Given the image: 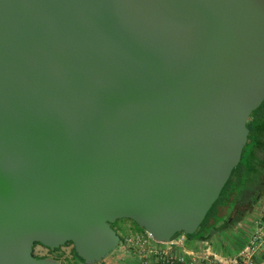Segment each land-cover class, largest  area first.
<instances>
[{
    "label": "water",
    "instance_id": "1",
    "mask_svg": "<svg viewBox=\"0 0 264 264\" xmlns=\"http://www.w3.org/2000/svg\"><path fill=\"white\" fill-rule=\"evenodd\" d=\"M263 101L264 0H0V264L194 234Z\"/></svg>",
    "mask_w": 264,
    "mask_h": 264
},
{
    "label": "built area",
    "instance_id": "2",
    "mask_svg": "<svg viewBox=\"0 0 264 264\" xmlns=\"http://www.w3.org/2000/svg\"><path fill=\"white\" fill-rule=\"evenodd\" d=\"M243 229L247 234L245 241L233 255L228 256H221L209 248L190 258L170 254L172 247L182 245L183 234L168 243H158L144 231L135 232L120 237L117 247L120 254H135L140 264H197L198 261L209 264H264V201L255 208L248 225Z\"/></svg>",
    "mask_w": 264,
    "mask_h": 264
},
{
    "label": "rangeland",
    "instance_id": "3",
    "mask_svg": "<svg viewBox=\"0 0 264 264\" xmlns=\"http://www.w3.org/2000/svg\"><path fill=\"white\" fill-rule=\"evenodd\" d=\"M252 118L253 124H257L259 121H262V119H264V105L255 112ZM251 143L252 140H250L249 143L245 145V151L242 158V166L245 170L251 168V165L254 161L256 162V170L257 168H260V170L264 173V154L260 155L258 152L253 151ZM263 201L264 194H262L260 198L257 197L254 200V203L252 205L253 211L255 210V208L258 207V205L262 204ZM253 211H248L243 216H235L234 212L230 209H220L219 215L222 218H219L217 220L218 225H221L224 222V219L227 220V223H223V225L220 226L221 228L218 226V230L220 231L216 234L214 233V236L216 235V237L211 241L212 245L216 248H219L220 250L226 248V254H230V250L236 252V248L240 244L239 241H241V237H243L245 234L243 228L244 226L248 225L250 217H252ZM112 224L116 226L115 231L121 238L133 234L136 230L143 232L139 227L135 225V223L128 219H120L113 222ZM211 237H213V235ZM72 249V245H64L63 247H60L58 251L50 252L45 247L37 245L33 250V254L39 259H53L59 262L60 264H83L80 263V261L76 257L74 258ZM118 254H120V252L117 247L111 253V256L116 257ZM97 264L104 263L100 262Z\"/></svg>",
    "mask_w": 264,
    "mask_h": 264
},
{
    "label": "trees",
    "instance_id": "4",
    "mask_svg": "<svg viewBox=\"0 0 264 264\" xmlns=\"http://www.w3.org/2000/svg\"><path fill=\"white\" fill-rule=\"evenodd\" d=\"M263 105H264V101L262 102V104L257 110H259ZM256 111H254L250 115L247 121L248 139H247L246 145L249 143L250 140H252L251 144H252L253 151L262 153L264 151V119H262V121H259L257 124H253L252 117ZM244 151H245V147L243 149V154H244ZM243 154H242L239 164L232 170L229 179L227 180L225 186L221 190L217 200L212 205L205 219L200 224V226L195 231V233L190 236H186L187 238L193 239V240L197 239L201 241H205L209 239L218 230L219 225H218L217 220L219 218H222L219 215V210L220 209H231L232 202L234 201V199H242V197L245 195V192L248 189L249 184L256 183L260 185L263 182V180L260 179L261 175H259L258 172L256 171V162L253 161L251 168H248L246 170L244 169V167L242 166ZM223 223H227V220L224 219ZM111 227L113 228L112 224H111ZM179 235H182V234H177L174 238L178 237ZM36 245L37 244H35L34 246ZM66 245H72V244L67 243ZM48 250L50 252H56L59 250V248L48 249ZM72 253H73L74 258L76 257L80 261V263H83V261L80 258H78L77 255L75 254L74 249H72Z\"/></svg>",
    "mask_w": 264,
    "mask_h": 264
},
{
    "label": "crops",
    "instance_id": "5",
    "mask_svg": "<svg viewBox=\"0 0 264 264\" xmlns=\"http://www.w3.org/2000/svg\"><path fill=\"white\" fill-rule=\"evenodd\" d=\"M264 194V193H263ZM252 210V208H251ZM250 210V211H251ZM244 218V217H243ZM242 218V219H243ZM223 223L220 226H222ZM244 230V229H243ZM220 230H217L219 232ZM245 231V230H244ZM136 233H139L140 231L136 230ZM134 232V233H135ZM247 234L245 233L243 237H241V241L239 243L241 244L242 242L245 241ZM179 237V236H178ZM176 237V238H178ZM216 237V235L213 237H210L209 239L205 241L197 240V239H189L184 235V239L182 242V245L180 246H175L172 247L170 250V254L172 255H183L187 258H190L191 256L198 255L201 253L206 248H209L211 251L214 253H217L221 256H228V255H233L235 252L230 250V254H226V248L220 250L219 248H216L212 245V240ZM237 250V248H236ZM104 264H140V261L138 257L135 254H118L116 257L111 256V254L102 261ZM197 264H209L206 261H198Z\"/></svg>",
    "mask_w": 264,
    "mask_h": 264
},
{
    "label": "flooded vegetation",
    "instance_id": "6",
    "mask_svg": "<svg viewBox=\"0 0 264 264\" xmlns=\"http://www.w3.org/2000/svg\"><path fill=\"white\" fill-rule=\"evenodd\" d=\"M259 154L260 155H263L264 152L259 153ZM261 163H263V162H261ZM256 171L258 172L259 175H261L260 176L261 177L260 179H262L263 182L260 185H258L256 183L249 184L248 189L245 192V195L242 197V199H234V201L232 202V208L230 210L234 212L235 216H243L248 211H250L251 208H252V205L254 203V200L257 197L260 198V196L264 192V175H262L264 173L260 170V168H257ZM112 225H113V228L115 230V227L116 226L114 224H112ZM37 245H39V244H37ZM36 246H34V248ZM39 246H41V245H39ZM34 248H33V250H34Z\"/></svg>",
    "mask_w": 264,
    "mask_h": 264
}]
</instances>
